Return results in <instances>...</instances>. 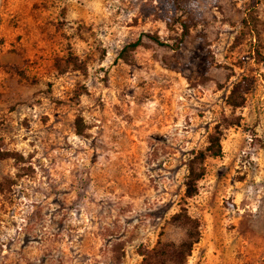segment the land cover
Returning a JSON list of instances; mask_svg holds the SVG:
<instances>
[{
	"label": "rangeland",
	"instance_id": "1",
	"mask_svg": "<svg viewBox=\"0 0 264 264\" xmlns=\"http://www.w3.org/2000/svg\"><path fill=\"white\" fill-rule=\"evenodd\" d=\"M0 264H264V0H0Z\"/></svg>",
	"mask_w": 264,
	"mask_h": 264
},
{
	"label": "trees",
	"instance_id": "2",
	"mask_svg": "<svg viewBox=\"0 0 264 264\" xmlns=\"http://www.w3.org/2000/svg\"><path fill=\"white\" fill-rule=\"evenodd\" d=\"M141 42H142L141 38L139 37L137 40H134L128 43L124 47V51L128 49L129 51L134 50L138 45L141 44ZM230 103L233 105H236V101L234 103L233 102H230ZM208 150H210L212 154L214 155H218V156L221 155L222 148H221L218 138L211 140V144L209 145ZM205 157H206L205 152L199 151V157H198V160L196 161L198 162V167L196 166V164H194L195 161L192 162V164H190L189 166V173H188L187 180H186V195L189 197L197 192L196 180L204 175V166L201 163L205 159ZM192 236H193V233L190 232L188 234V237L191 238ZM194 242H195L194 240H186V241L181 242L178 246L174 243L167 244L166 246L169 247V250L171 248L172 251L181 253V251L179 250V247H187L188 249H190ZM169 250L164 248L163 253L166 256H168Z\"/></svg>",
	"mask_w": 264,
	"mask_h": 264
}]
</instances>
